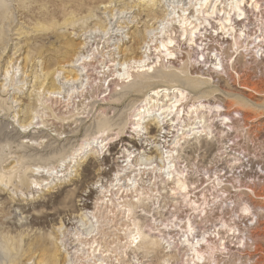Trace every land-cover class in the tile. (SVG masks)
<instances>
[{"label":"rangeland","instance_id":"374dc122","mask_svg":"<svg viewBox=\"0 0 264 264\" xmlns=\"http://www.w3.org/2000/svg\"><path fill=\"white\" fill-rule=\"evenodd\" d=\"M2 1L0 156L7 159L0 163V264H45L38 250L23 255L29 243L44 239L55 252L54 264H161L167 257L184 264L181 257L186 247L181 244L168 253L149 249L142 256L128 238L130 232L140 228L135 220L149 223L143 212L137 211L131 218L124 210L133 198H138L134 204L139 205L142 192H164L159 199L163 210L154 212L158 221H166L176 212L183 216L185 205L179 195L169 196L170 182L162 183L156 170H143L139 164L146 154L144 149L156 154L152 141L162 139L154 136L153 124L157 116H163L159 108L162 97L168 104L171 91L163 93L161 100L147 102L145 111L137 114L142 94L128 93L126 88L130 79L141 78L145 64L158 60L155 46L163 37L171 32L177 39L181 17L195 18L201 0ZM204 1V10L215 5L223 13L233 0ZM258 1L264 8V0ZM153 9L155 17L148 15ZM160 17H165L164 21ZM251 19L256 36L259 22L255 16ZM66 45L70 46L69 55L62 58ZM173 48L184 50V40ZM243 51L237 54L235 48L225 50L219 94L213 95L215 101H203L219 102L221 111L229 116L223 120L228 126L218 127L212 112L200 110L209 123L202 128L205 131L197 133L196 138L201 134L198 140L192 130H180L174 137L181 125L165 134L170 144L174 140L182 142L174 150L181 158L178 166L194 183L190 189L202 183L199 189L203 188L204 196L199 198L203 204L198 210L207 209L206 217L198 212L192 218L199 234L210 229L209 233L213 232L216 227L212 223L227 222L231 217L227 223H237L235 235L240 237L235 246L222 238L230 232L222 229L224 233L216 238L219 249L212 254L205 252L199 264H264V64ZM50 56L47 67L45 60ZM141 56H147L143 62L139 61ZM163 63L159 59L156 65L151 64V71ZM232 68L241 74V83L256 84L258 93L239 89L231 77ZM161 83L154 81L147 92ZM211 85L216 88V82ZM187 92L179 108L185 126L195 116H187L186 111L200 100L198 91ZM207 94L202 98L212 96ZM127 115L129 120L123 127ZM211 123L212 139L206 135V126ZM101 127L111 131L97 133ZM132 141L138 145L132 147ZM108 142H112L110 148ZM239 161L244 167H239ZM213 167L223 168L221 174L226 173L231 181L223 186L211 182L213 179L207 181L208 175L203 173ZM131 183L135 185L132 193L128 190ZM215 195L218 197L213 204ZM170 199L180 202L181 208L177 210L179 206ZM244 203L251 206L248 214L241 210ZM149 205L146 210L152 212ZM22 208L28 212L21 214ZM87 226L95 228L89 235Z\"/></svg>","mask_w":264,"mask_h":264},{"label":"bare ground","instance_id":"6f19581e","mask_svg":"<svg viewBox=\"0 0 264 264\" xmlns=\"http://www.w3.org/2000/svg\"><path fill=\"white\" fill-rule=\"evenodd\" d=\"M2 3L3 1L0 0V4ZM205 3L206 2L204 0L199 1V3L197 4V6L199 7L196 8L195 10L197 12L195 18L194 15H192L191 17L185 14L181 17L178 25L179 30H177L180 33L177 39H175L176 34L172 36L171 32L166 37H163L155 46V50L159 53V56H156L158 60L145 64L144 66L147 68L144 70V73L141 74L140 76L141 78L130 79L129 80L130 83L128 84L129 86L126 88V92L128 93L135 92L142 94L143 98L138 104L137 114L145 111L147 107L146 104L147 102H149L150 100H156V101L161 100L160 96L163 93L167 91H171L170 98L167 99L169 101L168 104L165 102V99L162 97L163 103L161 104V106H159V108L161 107L162 110L161 115L163 116H157L154 122L155 124H153L154 129L156 130L157 133L154 136L156 137L159 136L162 139V140L159 139L152 141L154 143L153 147L155 148V149L153 148V150L156 151V154L154 155L150 154L151 151L148 153V151H146L147 149H144L143 152H145L146 154L141 157L139 164L143 165L142 167L143 170L145 169L156 170L162 178L161 179L162 183L170 182L172 184V188H169L171 189V192L168 193L167 191H165V193H168L169 196L179 195V197H181V202L183 203V206L185 205V207L182 206L183 207L182 212L184 213V215L182 214L183 216H179L180 214L178 215L176 214L177 213L176 212L170 215V219L167 218L168 220L166 221H162V220L158 221L154 212H158V211L162 212L163 209H161V204L159 199L161 198L160 196L164 194V192L161 193V190H157L156 192L150 194H146V192H142L141 203L139 205L134 204V201H139V200L138 198H133L131 204L126 206V209L124 210L125 212L126 211L128 212V215H130L131 218L135 217L137 211L143 212L142 215L148 217L146 219H148L149 223L146 224L145 221L143 220L142 221L135 220V222L138 225H140V228L137 227L138 228L137 231L130 232L128 238L130 239L131 244L132 245L134 244L133 248H139L138 253H142V256H145V254L149 252V249H153V250L160 249L162 250L163 253L164 252L168 253V251L171 248L173 247L178 248L179 247L178 245L181 244V246L186 247V248L184 247L186 251L183 252V255L181 257V260L184 261V264L186 262H187L186 264H190V263L199 264L200 263L199 260L205 258L204 257L205 252L212 254L213 251L219 249L217 248L218 246H216V242H217L216 238H218V240L220 239V234L224 233L222 232V229L227 228V230L230 231L228 232L227 230H225L228 233L226 234V236L222 238H225L224 240L226 242H231L230 243L231 246L232 244H234L235 246L236 241L237 239H239L240 236L235 235L237 223H234L232 225L227 223L229 222L230 219L232 220V217L230 219L228 218L227 222L225 220L223 222L222 220V223H216V224L212 223L213 227H216L213 230V232L209 233L211 229L209 231L205 229L206 231H203L201 234H199V231L197 230L196 227L197 224L196 225L194 224L192 218L194 217V214L198 212H201V214L202 212L204 213L203 215L204 219L206 217L207 209L205 210L204 208H202L201 211L198 210L201 204H203L200 203V198H199L201 195L204 196L203 192H201L203 188L199 189L202 183L199 184L200 186H195L193 190L190 189V184L193 185L194 183L189 181V177L187 176L188 175L187 171L184 168L181 169L180 166H178L179 159L181 158L179 156V151L174 150L177 147H179L180 143L182 142H180L179 140L178 141L174 140L173 142L175 143L170 144L169 142H167V138H166L167 136L165 134L170 132L173 133L174 127L181 125L179 129L177 128L175 130L176 133L174 134V137L178 135L180 130H181L180 132L182 133L187 130H192V133H196L194 134L195 135L194 138H196L197 133L205 131L202 128H204L205 123L208 122V119H206L207 117L204 116V113L202 114L200 110L207 111L208 114L212 112V114H214L213 117L214 124L218 123L217 124L218 127L228 126V125L226 126L224 125L223 120H228L229 116L221 111L222 106L220 105V103L217 101L216 103L211 102V101H215L216 99V97L213 95L219 94L217 89L219 82L224 80L219 76L221 75L224 77V74L222 75L220 73L224 71L223 56L225 50L235 48V53L238 52L237 54H240L242 50H244L245 52H247L246 56L250 55L254 60H257L255 59V56H257L260 59L259 61L264 64V35H263L264 14L262 13L264 11L263 10L264 8H261L262 4H260L258 0H233L231 3L228 4V8L223 9L222 10L223 13H221V11H219L215 7V5L212 6L211 4H210L211 8H207L204 10L203 7ZM148 15L155 17L156 15L155 10L154 9L150 10L148 12ZM252 16H255L256 20L259 22L257 27L260 33L256 36H254L256 32H252V30L255 28L253 27L254 22L251 19ZM160 19L162 22L164 21L165 17H160ZM61 36L63 37V35ZM181 39L184 40V45H185L184 50L174 49L173 47L175 46V43H180ZM179 45L180 44H178V46ZM69 47H70L69 45L63 47L64 51L61 52L60 55L62 58L68 57ZM182 51H185V53H183ZM146 57L147 56H143L142 58L141 56L142 59L139 58V61L143 62ZM237 58L238 55H236L234 61H236ZM51 59L52 57L50 56L47 58V60H45L46 62L45 64L47 67L50 66V63L48 62ZM159 59H161L164 63L160 65L157 70L151 71V69L154 68V66L151 64L154 63L156 65L159 62ZM232 69H233V73H232L233 75L231 74V77L233 78V82L235 85H237L238 83L237 86H239V89L243 91H251L254 93H258L259 88H257L256 84L252 83L251 85H248L247 83H241L240 82L241 74L237 70H234V68ZM126 78H129V76H127ZM154 81H158V83L160 82L162 83L160 85L154 86L147 92L146 88L152 86L153 85L152 83ZM215 82H216V88L213 87L211 88V86H213L211 84ZM188 89H191L193 91H198L200 93L198 97L200 98V100H198V105L194 106L193 109L186 111L187 116L190 114H193L195 116L191 124L185 126L182 124V122L185 120L184 116H181V113L183 114V110H180L179 108L182 105L181 104L182 101L186 98V94H188L187 92ZM174 90H176L179 93L173 94ZM207 93L212 94V96L211 97L209 96L210 98L208 97L207 99L202 98L206 95L208 96L209 94ZM118 95L119 93L115 95L116 98ZM249 97H251V95H249ZM206 100H211V101H207V103H203V101L206 102ZM236 114L239 113L236 112ZM129 116L130 115H127L125 117L124 124L122 125L123 127L126 125L127 120H129ZM137 119L138 121L141 120L140 118ZM203 119H205V121ZM142 120L145 121V117ZM196 120H198V122H195ZM214 124L211 123L208 124V126H206L207 128L206 135L211 136L210 139H212L213 137L212 136L213 130L210 131L209 128L213 129ZM168 126L169 128L166 129V127ZM133 129H137V128L134 127ZM106 131L109 132L111 130L110 128L107 127H101L97 133L99 132L104 133ZM162 134H164L165 136ZM200 136L201 134L199 135L198 138H196V140H198ZM203 139H205L206 141V139L208 138H203ZM227 139L229 141V138ZM104 140H106V138H104ZM132 142H133L132 147L138 145L136 141H132ZM188 142L189 141H186L184 143H188ZM108 143L110 148L112 146V142H108ZM222 145L227 146L225 142H223ZM227 148H230V145ZM6 157H7L6 155L0 156V163L6 161L7 159ZM230 157H234V156H230ZM237 163L241 164L240 161ZM239 167H244V166L241 164ZM232 168L234 170L236 169V167H232ZM222 171L223 168L218 170L216 167L215 168L213 167L211 169L205 170L203 174L205 176L208 175L207 181L213 179L211 180V182L216 181L217 184L223 186L225 185V183L230 182L232 178H229V176H225L226 173L221 174ZM232 177L233 179L236 178V176L235 177L232 176ZM2 178H0L1 181H3ZM130 186L131 187L128 190H130V193H132V190L135 185L134 183H131ZM249 190L252 193H254L253 188L252 189L250 188ZM136 195L137 194H135V196ZM216 197L218 196L215 195L212 197L211 203L216 204L214 203ZM204 199L205 201L207 200L206 197H204ZM170 201L175 203L174 205L179 206L177 210L181 208V205H179L180 202L173 201L172 199H170ZM221 202H223V204H226L227 201L224 200ZM147 204H150L149 206L152 205L151 208L152 212L146 210ZM221 204L222 203L219 204V207L221 206ZM230 204H232V202H230ZM136 207H140L139 208L140 210H136L137 209ZM250 207L251 206H249L248 203L247 204L244 203L243 206L241 207V210L244 213L247 212L248 214L250 212ZM22 209H21V214H23L24 212L25 213L28 212L25 210V208ZM12 224L13 223H9L8 227H12ZM218 226L220 227L217 228ZM85 229H86V234L89 235L94 231L95 228L91 226H87L85 227ZM28 245L29 247L28 249H25L23 255L26 253L32 254L35 250H38L41 253L40 255L41 262H44L45 264L55 263L56 261L55 252L51 251V248L48 247V244L45 242V239L42 242L37 240L35 242L29 243ZM98 250L101 251V248H99ZM131 251L134 250L131 248ZM212 256L213 255H210V257ZM15 262L16 260H13V263ZM99 264H104V262L101 261ZM161 264H179V263L177 258L167 257V258H163Z\"/></svg>","mask_w":264,"mask_h":264}]
</instances>
